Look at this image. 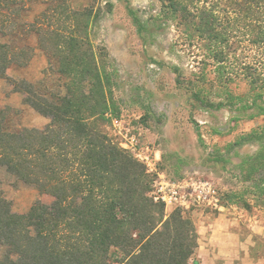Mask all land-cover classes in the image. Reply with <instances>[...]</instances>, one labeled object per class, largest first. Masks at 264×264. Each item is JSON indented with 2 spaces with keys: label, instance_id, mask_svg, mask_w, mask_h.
Segmentation results:
<instances>
[{
  "label": "trees",
  "instance_id": "trees-1",
  "mask_svg": "<svg viewBox=\"0 0 264 264\" xmlns=\"http://www.w3.org/2000/svg\"><path fill=\"white\" fill-rule=\"evenodd\" d=\"M35 1L0 0V79L12 82L24 103L49 123L43 129L16 128L0 111V173L10 184L35 188L51 200L19 214L0 192V264H189L197 247L194 224L179 209L166 216L152 194L154 176L106 131L108 116L117 110L115 69L106 48L88 38L91 15H69L62 1L49 0L51 15L43 11L23 20L20 12L29 10L24 3ZM161 4L164 19L194 27V40L207 51L223 89L224 98L212 101L200 72L194 80L200 106L252 111L248 118L264 120V0ZM130 13L138 31H146L148 23ZM31 38L46 55L48 70L62 79L54 89L43 80L8 75L10 68L29 64ZM237 81L246 83L244 94L229 88ZM249 143L264 148V125L235 145Z\"/></svg>",
  "mask_w": 264,
  "mask_h": 264
},
{
  "label": "rangeland",
  "instance_id": "rangeland-1",
  "mask_svg": "<svg viewBox=\"0 0 264 264\" xmlns=\"http://www.w3.org/2000/svg\"><path fill=\"white\" fill-rule=\"evenodd\" d=\"M48 1L24 3L29 10L20 12L21 18L31 21L43 11L51 15ZM58 1L69 15H91L88 38L94 46L105 47L112 60L117 110L108 116L106 127L112 141L144 164L154 181L159 176L172 182L208 180L216 187L217 207L164 206L166 216L179 209L194 224L197 247L189 264H264V148L235 145L241 136L261 132L264 120L248 118L252 111L203 108L195 100L194 80L202 71L208 81L206 95L212 101L224 96L207 51L194 40V27L179 18L164 19L161 0ZM130 11L148 23L146 31H138ZM28 44L34 48L29 64L10 68L8 75L17 81L43 80L53 89L62 84L48 70V59L35 39ZM203 62L210 65L205 67ZM245 84L237 81L229 88L240 95L246 92ZM1 110L16 128L43 129L49 123L24 103L12 82L3 79ZM10 183L0 173V192L15 213H25L37 201L51 200L35 188Z\"/></svg>",
  "mask_w": 264,
  "mask_h": 264
},
{
  "label": "built area",
  "instance_id": "built-area-1",
  "mask_svg": "<svg viewBox=\"0 0 264 264\" xmlns=\"http://www.w3.org/2000/svg\"><path fill=\"white\" fill-rule=\"evenodd\" d=\"M153 189L154 200L165 207H187L194 203L217 207L219 201L216 187L208 180L172 182L159 176Z\"/></svg>",
  "mask_w": 264,
  "mask_h": 264
},
{
  "label": "crops",
  "instance_id": "crops-1",
  "mask_svg": "<svg viewBox=\"0 0 264 264\" xmlns=\"http://www.w3.org/2000/svg\"><path fill=\"white\" fill-rule=\"evenodd\" d=\"M243 247V246H242ZM244 248V247H243ZM237 251H239V250H237ZM244 253L246 254L247 253V249H246V251H244ZM245 261V260H244Z\"/></svg>",
  "mask_w": 264,
  "mask_h": 264
}]
</instances>
